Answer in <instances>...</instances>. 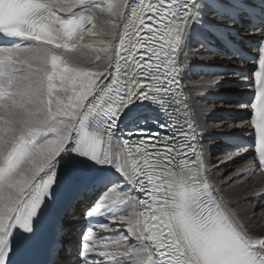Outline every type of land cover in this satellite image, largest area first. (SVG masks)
<instances>
[{"label": "snow or ice", "instance_id": "obj_1", "mask_svg": "<svg viewBox=\"0 0 264 264\" xmlns=\"http://www.w3.org/2000/svg\"><path fill=\"white\" fill-rule=\"evenodd\" d=\"M190 53L251 65L241 171L264 172V0H0V264H264L209 173Z\"/></svg>", "mask_w": 264, "mask_h": 264}, {"label": "bare ground", "instance_id": "obj_2", "mask_svg": "<svg viewBox=\"0 0 264 264\" xmlns=\"http://www.w3.org/2000/svg\"><path fill=\"white\" fill-rule=\"evenodd\" d=\"M105 2H107V0H105ZM108 18L107 14L100 17L101 20ZM240 35L250 43L253 40V38L243 30ZM189 58L191 70L187 73L183 83L188 90L190 105L194 110L202 129V143L206 149V163L209 173L217 181L220 195L226 201L231 202V206L240 213L242 218L248 219L251 217L252 227L255 230H262L264 229V220L256 219L252 216V213L253 205L258 206L260 203V200L255 199L254 197L261 190H264V176L262 174H246L241 171L245 168L248 159L253 158L251 156L252 151L241 147H235L230 150V153L227 156H224L222 155L224 150L231 147L224 143L223 140L216 139L219 138L216 136H228L234 134H240L244 137L250 136L252 128L249 123V113H247L249 111V108L247 107L248 102L242 98V96L240 101H217L216 98H210L213 95L215 96L216 94L224 92L223 86L226 82L234 80L235 72L214 75H207V73L203 72L197 76L198 70L196 68L204 65H215L221 68L241 67L243 65L241 63L237 65V63L233 62V57H220L210 54L192 55L190 53ZM210 81H219V84L215 87H211L208 84ZM230 91L234 92L235 90L232 89ZM235 110L244 112V119L237 123H233L231 117ZM217 114L225 117L217 118ZM233 149L235 152H232ZM228 156H234L235 159L232 160V162H228ZM243 199L250 200L243 202ZM83 207V204L76 206L74 216L81 214ZM256 215H260L258 208ZM77 223L78 222L73 221V225H76ZM110 227L115 228L121 233H125L126 225L121 226L120 224H115L110 225ZM103 234L107 236L111 233Z\"/></svg>", "mask_w": 264, "mask_h": 264}, {"label": "rangeland", "instance_id": "obj_3", "mask_svg": "<svg viewBox=\"0 0 264 264\" xmlns=\"http://www.w3.org/2000/svg\"><path fill=\"white\" fill-rule=\"evenodd\" d=\"M242 31V30H241ZM203 72L202 71H198V73H197V76H199L200 74H202ZM228 101H230V100H228ZM227 103H230V102H227ZM250 112V109H249V111L247 112V113H249ZM244 112L243 111H239V110H235L234 111V113H233V116H231L232 117V122L233 123H237L238 121H241L242 119H244ZM217 140L219 139V140H222V138L221 137H219V138H216ZM230 147V146H229ZM233 147H231V148H228V149H226V150H224V152L222 153V155H224V156H227L229 153H230V150L232 149ZM232 152H235V150L233 149L232 150ZM232 162V161H231ZM234 181H235V179H234ZM250 199H243V202H247V201H249Z\"/></svg>", "mask_w": 264, "mask_h": 264}]
</instances>
